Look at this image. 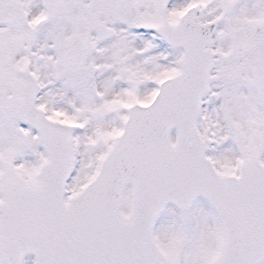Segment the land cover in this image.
<instances>
[{
  "label": "snow or ice",
  "instance_id": "1",
  "mask_svg": "<svg viewBox=\"0 0 264 264\" xmlns=\"http://www.w3.org/2000/svg\"><path fill=\"white\" fill-rule=\"evenodd\" d=\"M0 264H264V0H0Z\"/></svg>",
  "mask_w": 264,
  "mask_h": 264
},
{
  "label": "water",
  "instance_id": "2",
  "mask_svg": "<svg viewBox=\"0 0 264 264\" xmlns=\"http://www.w3.org/2000/svg\"><path fill=\"white\" fill-rule=\"evenodd\" d=\"M26 254H31V255L35 258V254H34V253L27 252V253H25V255H26ZM25 255H24V256H25Z\"/></svg>",
  "mask_w": 264,
  "mask_h": 264
},
{
  "label": "rangeland",
  "instance_id": "3",
  "mask_svg": "<svg viewBox=\"0 0 264 264\" xmlns=\"http://www.w3.org/2000/svg\"><path fill=\"white\" fill-rule=\"evenodd\" d=\"M26 261H31L32 259L30 257L25 258Z\"/></svg>",
  "mask_w": 264,
  "mask_h": 264
}]
</instances>
